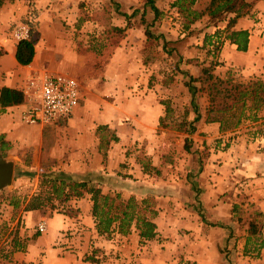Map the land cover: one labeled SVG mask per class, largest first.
I'll list each match as a JSON object with an SVG mask.
<instances>
[{
  "label": "rangeland",
  "instance_id": "374dc122",
  "mask_svg": "<svg viewBox=\"0 0 264 264\" xmlns=\"http://www.w3.org/2000/svg\"><path fill=\"white\" fill-rule=\"evenodd\" d=\"M45 1L44 11L50 20L47 19L44 25L43 40L49 48L44 45L43 54H49L52 59L49 61H55L46 67L52 72L77 78L80 102L71 121L60 118L54 124L39 126L37 132L26 129L20 136L24 135L27 141H8L4 148L5 156L14 163V175L11 185L0 191V264H25L13 261L14 240L20 244L21 252L56 249L60 251L58 257L66 252L74 253L73 249H139L145 243L139 242L134 225L126 235L114 231L99 236L92 232L84 237L80 216L84 210L91 211L90 195L59 202L53 194H47L49 183H41L45 175L51 177L54 173L85 177L103 194H119L123 200L134 196L140 203L146 199L149 209L155 211L153 222L158 221L166 233L159 238L161 243L171 240L175 234L188 237L192 232L189 224L195 219L208 229L212 222L205 218L209 221L210 209L215 211V207L206 206V203L216 201L214 195L218 192L217 200L224 197L229 204L230 213L227 214L239 219L240 232L250 234L252 222L256 234H261L264 228V208L260 202L264 195V172L256 174L250 164L240 162L238 165L232 160H223V157L234 153L236 158L250 157L255 146L264 147V122H261L264 110L258 112L256 120L245 119L235 129L220 132L218 123L205 121L207 97L200 92L193 96L187 85L191 76L202 74L203 66L220 58L221 43L210 38V42L205 40L200 45V36H195L194 56L183 58L178 46L172 43L176 37L172 32L175 25L168 11L154 19L146 0ZM15 2L5 0L1 7ZM20 3L26 13L20 10L23 15H20V24L13 21L10 8L3 12L5 32L11 35L18 25L38 32L39 15L34 0H20ZM142 11H145L144 16ZM131 14L127 22L126 16ZM217 23L223 25L224 22ZM107 24L122 30L110 29ZM145 29L150 36L145 34ZM116 51L119 53L114 63H109ZM2 64L7 66L5 60ZM258 67L264 71V59ZM19 74L21 83L16 84L21 88L25 79ZM214 74L221 77L231 74L241 82L264 76L258 71L256 74L255 70L246 74L242 68H230L223 75ZM191 100L197 106L198 121H194L197 114ZM183 121L190 124L189 127L193 125L195 131L189 134L173 128L174 123ZM165 123L169 126L165 127ZM24 126L32 128L27 124ZM113 137H116L115 141ZM185 137L192 139L189 151L183 148ZM105 140L109 143L102 148L105 151L103 157L100 145ZM76 153L81 156L78 160L82 164L76 168L64 166L65 160ZM203 160L205 163L201 164ZM145 165L151 167L147 173L143 172ZM222 165L225 170L220 173L216 169ZM235 167H240L243 173L239 172L241 176L233 185L227 180ZM19 172L33 175H17ZM209 173L224 179L225 184L217 189L219 180H214V176L208 183L200 180V175L201 179L207 177L208 180L212 176ZM203 185L207 189L204 190ZM34 196L45 198L44 210L24 211ZM145 213L149 215L148 211ZM92 220L95 224L93 217ZM40 223L45 225L43 232L37 228ZM246 252H249L246 254L249 263L264 264L260 262L261 256L252 254L255 249H246ZM45 254L42 251L34 256L35 263L43 264ZM111 257L118 259L119 256L111 254Z\"/></svg>",
  "mask_w": 264,
  "mask_h": 264
},
{
  "label": "crops",
  "instance_id": "0c3cea01",
  "mask_svg": "<svg viewBox=\"0 0 264 264\" xmlns=\"http://www.w3.org/2000/svg\"><path fill=\"white\" fill-rule=\"evenodd\" d=\"M152 1L154 6L160 12V15L168 11V15L170 16L171 21H173L172 24L175 25V28H172L174 29L172 32L176 37L172 40V43L174 44L175 42L174 46H178L177 49L183 58L190 59L194 56L192 54V47L197 43L194 42L193 37L200 36V45H202L205 40L210 42V38H215V43H221L222 51L220 52V58L217 60L219 65H217L214 73H218L217 75H223L224 72L230 68H242L246 74H250L252 71L254 72V70L256 71V74L257 71L260 74H264V71H260V67H258L261 59H264V0H245L247 3L251 4L250 8H248L244 15L238 17L231 27V29L246 30L248 32V47L245 52L236 50L235 46L230 44L228 40L224 38L226 35V21H223V25H220L219 23H210L208 16L205 14L191 24L188 30L184 31L182 30L181 22L175 19L177 16L175 8L170 7V4L174 0ZM34 2L39 10H37L39 15L37 16V21H39L37 27L39 39L34 45L35 52L33 60L26 66L18 65L15 60V45L18 40L13 37V31L11 35L9 32H5L7 26L5 24V17L3 18L2 16L3 12L10 8L13 21L19 23L20 15L23 16L20 14V10L24 7L21 6L22 4L20 3V0H16L15 4L3 5L0 9V52L2 53L0 54V88L6 86L22 90V87L20 88L16 84L18 82L21 83L20 81L22 77H19V73L22 74L21 76H24V79L34 72L48 71L51 74L59 73L52 72L46 67V65H50L55 61H49L52 60L49 58L51 56H49V54H47V56L43 54L44 45L49 48L47 43H45V40H43L46 33V27H44V25H46L47 19L50 20L46 10L44 11L47 2L45 0H34ZM208 2L209 0H196L193 9L202 11ZM148 7L150 8V5ZM21 12L24 14L25 10ZM233 16V14L227 15V17ZM220 34H223L221 38L218 36ZM118 53L119 51L115 52V55L110 59L109 63H114L116 54L118 55ZM4 60L7 62V66L2 64ZM9 65L12 67L10 68ZM129 90L127 88V91ZM25 101L26 99L24 98L23 104L8 107L0 113V137L6 142L11 141L13 143L17 140L25 142L27 140L23 137L24 135L20 136L21 132L26 129L35 132L40 130L39 126L41 125H30L32 128H27L24 126L25 124L20 121L19 115L25 107ZM129 107L131 106L129 105ZM129 110L132 112L130 108ZM72 114L63 119L67 120ZM128 115L134 114L131 113ZM71 119L72 118H70V121ZM261 122H264V120ZM96 147H98V145H96ZM252 150L254 151L252 154L250 153V157H246L247 155H245V157L238 156L236 158L237 154L234 153L232 155L229 154V156L225 155L223 160L228 159V162L229 160H232V163L234 162L238 165L240 162L244 164L247 163L251 165V169L254 173H262L264 172V147L257 148L255 146ZM2 151L4 154V150ZM79 157L81 156L79 154L77 155V153L74 156H69V160H65V164L63 165L67 167L70 165V167L76 168L79 164H82L81 160H78ZM212 168H216V166H213ZM216 170L222 173L225 168L222 165ZM204 171L207 174L206 169ZM239 172L243 173L242 169H240V167H235L234 171L231 173L229 172L231 177H229V181L227 180V182L236 185L239 180L238 178L241 176ZM209 174L212 176L209 177L208 180L207 177L206 179H201L202 175H200V180H204L205 183H208L209 180L218 179L215 178L217 177L216 174ZM218 180L217 183L219 185H216L217 189L225 184L224 179L219 178ZM203 187L204 190L207 189L205 185H203ZM207 187L209 188V185ZM213 187L214 186H212V188ZM217 194L219 195L220 193L218 192ZM217 194L214 195V193H212V195L215 196L216 201L206 203V206L212 207L214 205L215 207V211L210 209L211 216L209 221L205 218L207 222L211 221L212 224H210L207 229V225H204L203 227V224L195 219L193 224H189L192 232L186 238L175 234L171 240H163L161 243L159 238H163L166 233L163 231V228L158 225V221H155V237L151 240L145 241L139 249H73L74 253L68 254V252H66V254L60 257L57 256L60 251L56 249H26L24 252L16 250L13 252L12 258L14 262L17 260L19 262H24L25 264H36L34 256L44 251L46 254L43 259V264H260L257 261H252L250 263L247 261L248 257L246 254L249 252H246V249H255V252L252 254L261 256L262 259L260 262H264V245H262V243H264V228H262L261 234L258 232L257 234L254 233L252 235L251 233L240 232L242 230L238 228L239 223H237L239 219L235 220L231 214H227L230 213L228 207L229 204L224 197L217 200L219 198ZM211 198L214 197L211 196ZM260 202H262L261 205L262 208H264V195H262V200H260ZM90 215V213L84 210L80 216L81 221L84 224L81 226L84 237L86 234L92 232L97 234L95 231V224ZM226 215H228V217H226ZM55 218L56 220L59 219V217ZM133 234L136 235L134 231ZM251 244L252 247L249 248ZM92 250H94V254H92ZM111 254L119 256L118 259L112 258ZM91 255L94 261L82 259Z\"/></svg>",
  "mask_w": 264,
  "mask_h": 264
},
{
  "label": "trees",
  "instance_id": "16d2710c",
  "mask_svg": "<svg viewBox=\"0 0 264 264\" xmlns=\"http://www.w3.org/2000/svg\"><path fill=\"white\" fill-rule=\"evenodd\" d=\"M5 0H0V7ZM9 1V0H8ZM196 0H174L171 4V8H175L177 16L175 19L181 22L182 30L186 31L190 28V25L200 19L203 15H207L210 23H217L226 21L225 27V39L235 46L236 50L245 52L248 47V32L246 30L231 29L236 19L244 15L251 4L245 0H209L207 5L202 11L193 9V5ZM146 3L150 5V9L153 11L154 19L158 18L160 12L154 6L152 0H146ZM145 11H142L144 16ZM228 14H233V17H227ZM131 15H125L127 22ZM107 27L110 25L107 24ZM117 31L122 29L113 26L109 27ZM145 34L150 36V33L145 29ZM220 36V35H218ZM39 39V33L29 29L28 36L24 39H20L15 45V60L18 65H29L34 56V45ZM219 44V43H218ZM219 65L217 61L210 62L208 65L201 68L200 76H191L187 85L190 88L193 96L197 93H203L207 99L208 104L205 110L206 122L218 123L220 132L226 130L235 129L245 119H257L259 111L264 110V76L256 77L249 82H241L236 80L231 74H227L223 77L216 76L213 71L214 68ZM193 83V85L191 84ZM198 83L200 86H197ZM191 84V85H190ZM196 84V85H194ZM24 102V95L20 89L9 88L3 86L0 88V113L6 108L21 105ZM196 117L194 121H198L200 116L198 115L197 106L193 100H191ZM169 106L167 104L166 113H168ZM187 122L174 123L173 128L180 132L193 133L195 128L193 125ZM165 127L169 124L165 123ZM114 141L116 137L112 138ZM100 149L103 151L104 145L109 141H101ZM105 143V144H104ZM192 139L189 137L184 138L183 148L185 151L190 150ZM0 146L2 150L7 146V142L0 137ZM205 163V160L201 161V164ZM151 167L145 165L144 173L149 172ZM17 175H29L31 172H19ZM41 176L45 175L40 173ZM46 178L41 179V183L48 182L50 191L47 194H53L55 199L59 202H66L71 197L80 198L84 194L90 195L92 202L90 214L95 221L96 233L99 236L108 235L111 232H117L122 235H126L130 232L131 226L134 225L138 230L139 242L143 243L146 240L153 239L156 235V225L153 222V216L155 211L149 209L146 199H142L140 203L136 201L134 196H130L129 199L123 200L119 194L110 196L103 194L102 190L97 186L89 184L87 178H73L65 173H54L51 177L44 176ZM32 197L24 207V211L31 210H44L45 198ZM49 197H46V200ZM17 204L14 203V207ZM149 212L146 215L145 212ZM256 227L254 223H250L249 233H256ZM264 245V243H262ZM20 250V244L13 241L12 251ZM87 261H94L92 255L86 257Z\"/></svg>",
  "mask_w": 264,
  "mask_h": 264
},
{
  "label": "built area",
  "instance_id": "2783aa9c",
  "mask_svg": "<svg viewBox=\"0 0 264 264\" xmlns=\"http://www.w3.org/2000/svg\"><path fill=\"white\" fill-rule=\"evenodd\" d=\"M29 28L19 25L13 29L16 40L28 36ZM25 107L20 112V121L27 125L46 126L60 118H66L80 102V85L77 78L67 74L34 72L29 74L22 87ZM40 232L44 223L37 226Z\"/></svg>",
  "mask_w": 264,
  "mask_h": 264
},
{
  "label": "water",
  "instance_id": "95a60500",
  "mask_svg": "<svg viewBox=\"0 0 264 264\" xmlns=\"http://www.w3.org/2000/svg\"><path fill=\"white\" fill-rule=\"evenodd\" d=\"M14 175V163L11 159H8L4 154L0 146V191L8 188L13 180Z\"/></svg>",
  "mask_w": 264,
  "mask_h": 264
}]
</instances>
